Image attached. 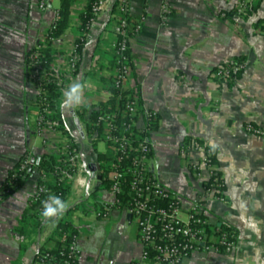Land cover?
<instances>
[{
    "label": "crops",
    "instance_id": "crops-1",
    "mask_svg": "<svg viewBox=\"0 0 264 264\" xmlns=\"http://www.w3.org/2000/svg\"><path fill=\"white\" fill-rule=\"evenodd\" d=\"M40 1L0 0V187L23 156L57 154L62 143L80 147L83 170L73 178L66 209L45 221L36 235L29 226L23 229L22 219L33 215L29 208L39 171H31L21 187L0 199V264H35L40 249L57 248L54 231L84 200L86 205L94 201L97 208L83 213L93 210L96 217L70 219L81 248L75 264H130L142 252L138 228L129 209L113 206L108 185L97 180L103 179V156L87 133L93 114L106 100L102 90L113 77L115 0L89 31L74 75L67 71L69 56L90 0H47L48 10L40 9ZM241 1L169 0L168 14L162 13L163 0L130 3L131 21L144 18L145 25L131 45L133 71L125 89L138 92L143 106L158 115L151 133L150 174L181 197L187 210L203 191L181 148L186 143L214 148L227 203L208 199L204 209L212 222L231 228L237 237L231 253L199 251L182 264H264V136L245 130L247 124L264 130V39L258 32L264 28V2L250 0L256 7L237 21L234 14ZM65 7L66 26L49 44L56 55L52 69L64 81L62 101L69 86L80 82L86 85L83 102L62 107L68 134L52 124L39 137L33 124L37 93L27 78L26 59ZM223 13L228 17L222 18ZM237 58L245 64L239 79L233 84L214 79L219 66ZM201 157L194 154L193 160ZM93 163L99 167L94 176L87 170Z\"/></svg>",
    "mask_w": 264,
    "mask_h": 264
},
{
    "label": "built area",
    "instance_id": "built-area-1",
    "mask_svg": "<svg viewBox=\"0 0 264 264\" xmlns=\"http://www.w3.org/2000/svg\"><path fill=\"white\" fill-rule=\"evenodd\" d=\"M110 0H94L91 19L85 27V32L72 42V53L69 56L68 73L74 75L81 62L79 48L88 39V33L93 28L98 15L109 5ZM250 0H242L235 10L234 17L238 21L247 14ZM131 0H119L117 14L114 16L113 33L116 38L114 44L113 77L110 86L102 90L106 96L104 107L97 109L98 115L92 120L87 130L88 136L94 141H103L109 148L107 157L109 191L114 197L113 206L128 208L138 228V238L142 246L139 258L130 264H182L185 260L199 251H214L231 253L236 248V234L212 222L205 212V203L214 199L223 204L227 203L225 196L226 183L213 162V154L209 147L197 143H186L181 148V156L189 162L193 176L202 183V195L190 208L183 209L182 198L151 176L149 161L152 153L153 141L151 133L157 127L158 115L145 108L138 92L125 89L126 81L132 76L130 49L133 40L139 36L144 28L145 20L131 26ZM41 10H48L47 0L39 3ZM171 11L169 0H163L162 13ZM222 18L228 14L223 13ZM61 21V13L55 14L51 30H57ZM259 35L264 39V28L259 29ZM55 37L47 34L34 48L27 66V78L33 83L37 99V112L33 120L36 136L42 137L53 124L50 120L51 110L48 105V79L45 69L39 60V51L47 48ZM245 64L229 61L219 66L213 73L218 82L228 81V78L244 70ZM58 85L62 88L64 81L58 78ZM114 86L118 94L110 89ZM97 90V88H93ZM118 103L110 104L112 99ZM245 130L253 136H264L261 127L247 124ZM44 140V145H47ZM57 154L69 169L77 173L83 170L81 151L77 144L67 142L57 146ZM194 154L202 157L193 160ZM35 168L34 157L25 155L18 162L17 167L9 173L6 181L0 187V199L11 194L20 180ZM37 170L38 169H34ZM62 181L61 173L39 172L36 194L30 206L37 203L42 195H52L49 184L55 176ZM128 181V186L126 182ZM83 183V181H80ZM85 185V184H84ZM104 218L108 213L102 214ZM81 254L79 237L74 236L70 246L68 258L64 262L48 252H43L35 264H75ZM64 256V254H63Z\"/></svg>",
    "mask_w": 264,
    "mask_h": 264
},
{
    "label": "trees",
    "instance_id": "trees-1",
    "mask_svg": "<svg viewBox=\"0 0 264 264\" xmlns=\"http://www.w3.org/2000/svg\"><path fill=\"white\" fill-rule=\"evenodd\" d=\"M264 2V0H262ZM260 3V2H259ZM94 0H90L89 5L87 6L86 12L82 15V25L80 28V35L85 32V27L88 24V22L94 18V15L92 13ZM119 4V0L114 1L113 8L111 10V15L115 16L117 14V7ZM255 4L253 1L249 2V7L247 10V14L250 13L254 8ZM61 16L62 19L58 23L57 30L53 31L50 30L49 35L56 37L62 33L64 30V27L66 26L67 18H68V9L65 7L61 10ZM131 26H134L135 23L131 21L130 17L128 19ZM86 44V43H85ZM85 44H81L79 48V54L82 56V51L85 46ZM35 49H33L28 55L26 59V65L28 66L29 58L31 53H33ZM39 60L41 62V65L45 69V74L48 79L47 88H48V94H47V100L48 105L51 110V116L50 120L55 125V128L62 130L66 134H68L66 127L64 125L63 120V114H62V91L61 87L58 85V76L55 75L54 70L52 69V63L56 57L55 52L50 48V46H47V48H43L39 52ZM131 56V55H130ZM235 62L242 63L241 58L235 59ZM114 64V63H113ZM132 65V61H131ZM243 71V70H242ZM242 71L237 72L235 74H232L228 81L230 84H233L235 80L239 79L242 75ZM110 89L114 94H118V89H116L114 86H111ZM118 103V105H122V103L117 101V99H112L110 101V104L115 106ZM102 108L104 105L101 106ZM36 112L38 111L37 106H35ZM98 115L97 110L93 114V120L96 119ZM97 142L94 141L93 145L94 148L96 146ZM213 154V162L216 164V150L214 148H210ZM34 164L35 168L38 169L39 172H45V173H61L62 175V181H58V176L56 175L53 179V182L49 184V188L52 191V195L58 196L61 198L63 202H65L69 196L71 195V189L73 184V178L76 174L72 169H69L66 164L63 162V158L61 156H58L56 154H46L41 157H34ZM17 165L15 166V168ZM33 169V170H34ZM32 170V171H33ZM102 175H103V183L107 184L109 187V180H108V168L107 166H102ZM11 173V172H10ZM31 172H29L26 175L25 180H20L17 184L16 188L12 190L11 194L15 192L19 187L23 185V183L26 181L27 177L29 176ZM220 173V172H219ZM128 181L126 182V186H128ZM49 198V195H42L39 201L33 205L30 206L29 212L32 211L33 215H25V217L22 219V227L27 228L28 226L31 227L32 234L36 235L38 234L39 229L44 224L46 220H44L41 216L43 205L42 202L47 200ZM87 201H81L76 205L75 208L70 209L68 213L70 214L74 210H82V212L86 213L87 209L85 208ZM28 217H30L28 219ZM226 229H229V231L235 233L231 228L224 227ZM26 236V234H25ZM74 236H78V230L73 226L70 219H64L62 220L56 230L53 233L52 239L56 240L57 248L54 250H46V249H40L39 256L42 255L43 252H48L56 257L57 260L64 262L66 258H68L69 253V246L74 238ZM64 254V256H63Z\"/></svg>",
    "mask_w": 264,
    "mask_h": 264
},
{
    "label": "clouds",
    "instance_id": "clouds-1",
    "mask_svg": "<svg viewBox=\"0 0 264 264\" xmlns=\"http://www.w3.org/2000/svg\"><path fill=\"white\" fill-rule=\"evenodd\" d=\"M86 87L85 84L80 82H74L64 92V99L61 107L64 106H75L83 102V91ZM43 209L41 216L44 220H50L54 217H58L66 209L65 203L60 197L51 195L49 198L42 202Z\"/></svg>",
    "mask_w": 264,
    "mask_h": 264
},
{
    "label": "rangeland",
    "instance_id": "rangeland-1",
    "mask_svg": "<svg viewBox=\"0 0 264 264\" xmlns=\"http://www.w3.org/2000/svg\"><path fill=\"white\" fill-rule=\"evenodd\" d=\"M96 149V152L103 156V160L101 162V164L104 166L107 165V157L109 155V148L107 146V144L103 141H99L95 147ZM85 208H97V206L95 205V202L94 201H90L89 205L87 204L85 206ZM77 216V219H81V221H86L88 218H93V217H96L95 215V212L92 210L91 214L89 215H85L82 210H78V211H72L70 214H69V218L72 219L73 217ZM92 221V220H91Z\"/></svg>",
    "mask_w": 264,
    "mask_h": 264
},
{
    "label": "water",
    "instance_id": "water-1",
    "mask_svg": "<svg viewBox=\"0 0 264 264\" xmlns=\"http://www.w3.org/2000/svg\"><path fill=\"white\" fill-rule=\"evenodd\" d=\"M98 169H99V167L95 163L90 164L88 166V168H87L89 174H91L92 176H94L97 173ZM97 180L100 182L102 180V177L101 176H98L97 177Z\"/></svg>",
    "mask_w": 264,
    "mask_h": 264
}]
</instances>
